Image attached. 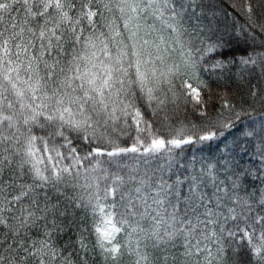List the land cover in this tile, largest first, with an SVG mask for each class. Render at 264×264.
I'll return each instance as SVG.
<instances>
[{
	"label": "snow or ice",
	"instance_id": "obj_1",
	"mask_svg": "<svg viewBox=\"0 0 264 264\" xmlns=\"http://www.w3.org/2000/svg\"><path fill=\"white\" fill-rule=\"evenodd\" d=\"M0 264H264V0H0Z\"/></svg>",
	"mask_w": 264,
	"mask_h": 264
},
{
	"label": "trees",
	"instance_id": "obj_2",
	"mask_svg": "<svg viewBox=\"0 0 264 264\" xmlns=\"http://www.w3.org/2000/svg\"><path fill=\"white\" fill-rule=\"evenodd\" d=\"M237 3H243V0H236ZM231 11V10H230ZM240 21L243 22V17H240ZM229 23H231V21H229ZM243 44H241L238 48V50L236 51V54L239 55V54H242L243 52ZM91 225V222L89 221V226Z\"/></svg>",
	"mask_w": 264,
	"mask_h": 264
}]
</instances>
